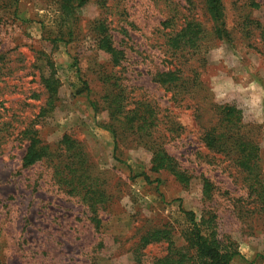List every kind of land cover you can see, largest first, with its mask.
Listing matches in <instances>:
<instances>
[{
  "label": "rangeland",
  "instance_id": "obj_1",
  "mask_svg": "<svg viewBox=\"0 0 264 264\" xmlns=\"http://www.w3.org/2000/svg\"><path fill=\"white\" fill-rule=\"evenodd\" d=\"M60 1L0 0V264H152L169 248L143 245V235L173 226L176 245L185 246L182 209L217 215L221 233L242 254L232 264H264V0H223L222 38L204 0H88L67 43L53 41ZM176 7L201 23L204 35L199 52L182 65L186 84L173 89L182 92L173 101L154 75L174 68L163 22ZM100 18L125 50L119 67L97 46ZM113 71L131 97L158 103L159 117L170 123L168 148L192 175L188 185L151 171L146 138L135 132L121 127L115 148L102 126L106 111L96 112L90 100L107 92L103 77ZM51 73L59 84L55 97L43 82ZM224 104L241 109L239 137L259 147L260 184L251 186L231 156L202 140ZM31 124L50 156L23 168L28 141L20 132ZM65 135L76 146L75 174L85 187L63 181L72 154ZM205 177L213 184L209 198Z\"/></svg>",
  "mask_w": 264,
  "mask_h": 264
},
{
  "label": "trees",
  "instance_id": "obj_2",
  "mask_svg": "<svg viewBox=\"0 0 264 264\" xmlns=\"http://www.w3.org/2000/svg\"><path fill=\"white\" fill-rule=\"evenodd\" d=\"M204 1L213 20L215 34L221 38L226 37L223 0ZM87 2L88 0L60 1L58 31L56 37L53 38L54 42L64 41L67 43L75 38L78 25L77 10L86 5ZM187 2L190 4L193 0H187ZM174 10L175 13H171L163 22L170 29L164 33L165 54L170 55L166 60H169L174 68L158 71L154 75L155 82L166 87V91L170 92L173 101L182 94V92H175L173 89L186 84L183 80L185 69L182 65L187 64L188 56L192 55L191 51H194L193 53L199 52L204 35V28L201 23L188 18L180 7H176ZM106 22V18L96 20L93 32L96 35L97 46L110 55L111 64L115 68L119 67L125 60L126 53L124 49L116 45L114 35L110 32V27ZM115 73L113 71L103 77L104 83L108 86L107 92L100 99L90 98L91 105L96 112L106 111L108 121L104 122L102 126L112 132L115 148L118 147V134L121 127L135 132L139 138H146V145L144 146L147 147L152 156L150 170L156 173L166 171L182 184L188 185L192 180V175L180 165L177 157L168 148L166 140H168L171 132L170 127H168L170 123L168 121L164 123L165 119L159 117L158 103L154 102L153 105L141 98L131 97L120 82L121 77H117ZM43 82L49 95L55 97L59 87L55 74L51 73L43 79ZM84 85L86 90L91 92L86 82ZM42 114L40 112L38 115ZM218 115L217 123L203 131L202 140L205 146L231 156L236 165L246 172L251 181V186L260 184L261 181L258 179L260 175L259 147L254 141L239 137L238 129L242 124L241 109L234 104H224L220 107ZM160 126L162 127L161 130L159 129ZM154 129L159 130V135H156ZM20 135L28 141L22 158L23 168H28L50 156L48 147L43 145L38 130L32 124L21 130ZM70 138V136L65 135L62 140L63 144H66L67 150L72 152L69 155L70 162L65 165V168H68L69 178L66 176L62 178L66 184L72 183L73 188H78L81 185L85 187L87 186L86 183L80 181L83 176L75 174L77 171L75 167L77 153L75 152L76 146ZM65 168L61 171L62 174H64ZM75 180L77 181L75 182ZM203 182V196L209 198L213 191V184L206 177ZM181 213L184 223L179 231L184 238L185 246L178 247L176 245L172 236V231L175 228L173 226L154 228L143 235L141 241L143 245L164 242L169 248L167 255L157 258L152 264H232L236 258L242 256L236 242L221 233L215 213L204 210L198 216L194 211L186 209H182ZM93 215L95 225L99 227L101 218L97 208Z\"/></svg>",
  "mask_w": 264,
  "mask_h": 264
}]
</instances>
